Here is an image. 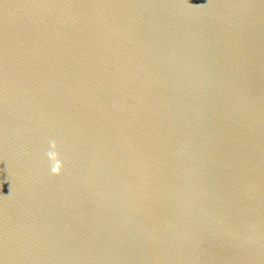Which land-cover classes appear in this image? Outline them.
Returning a JSON list of instances; mask_svg holds the SVG:
<instances>
[{
	"label": "water",
	"instance_id": "water-1",
	"mask_svg": "<svg viewBox=\"0 0 264 264\" xmlns=\"http://www.w3.org/2000/svg\"><path fill=\"white\" fill-rule=\"evenodd\" d=\"M0 264H264V0H0Z\"/></svg>",
	"mask_w": 264,
	"mask_h": 264
},
{
	"label": "clouds",
	"instance_id": "clouds-1",
	"mask_svg": "<svg viewBox=\"0 0 264 264\" xmlns=\"http://www.w3.org/2000/svg\"><path fill=\"white\" fill-rule=\"evenodd\" d=\"M50 147L52 151L48 152L47 155L49 159L52 161V166H51V173L53 175H60L61 170H62V164L58 158L57 152H56V143L53 141L50 144Z\"/></svg>",
	"mask_w": 264,
	"mask_h": 264
}]
</instances>
